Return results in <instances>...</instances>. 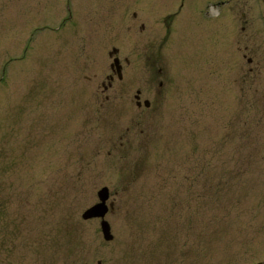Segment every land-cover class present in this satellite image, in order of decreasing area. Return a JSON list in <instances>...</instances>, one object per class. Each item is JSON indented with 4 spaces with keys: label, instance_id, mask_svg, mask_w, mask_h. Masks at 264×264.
<instances>
[{
    "label": "rangeland",
    "instance_id": "obj_1",
    "mask_svg": "<svg viewBox=\"0 0 264 264\" xmlns=\"http://www.w3.org/2000/svg\"><path fill=\"white\" fill-rule=\"evenodd\" d=\"M237 7L0 0V264H264V12Z\"/></svg>",
    "mask_w": 264,
    "mask_h": 264
},
{
    "label": "flooded vegetation",
    "instance_id": "obj_2",
    "mask_svg": "<svg viewBox=\"0 0 264 264\" xmlns=\"http://www.w3.org/2000/svg\"><path fill=\"white\" fill-rule=\"evenodd\" d=\"M168 0V26L171 24L172 15H176L178 11L185 10L188 14L186 15L185 21H187L189 26H193L195 23L198 24L199 21H203L204 18L209 19L213 17L218 21L221 18L226 17L227 23H231V19L234 22L235 20V10L239 9L237 6H241V9H245V6L256 11L264 12V0ZM207 2V3H205ZM247 4V5H246ZM241 11V10H240ZM174 12V13H171ZM242 22L244 25L247 24L245 13H241ZM136 17V14L133 15ZM245 18V19H244ZM264 20V14L262 15ZM247 20V21H246ZM194 21V22H193ZM192 22V23H189ZM215 31V29H214ZM250 62V61H249ZM112 77H109V80Z\"/></svg>",
    "mask_w": 264,
    "mask_h": 264
},
{
    "label": "water",
    "instance_id": "obj_3",
    "mask_svg": "<svg viewBox=\"0 0 264 264\" xmlns=\"http://www.w3.org/2000/svg\"><path fill=\"white\" fill-rule=\"evenodd\" d=\"M116 68V74L118 76V78H121V72H120V66L118 65V59H114L113 60V65L111 66V68ZM136 99H138L139 97L136 96ZM140 103H137V105L139 106ZM144 106L148 107L149 103L147 101L144 102ZM97 198H98V202L89 207L88 209H86L82 215L81 218L82 220L86 221L92 218H98L100 219V228H101V233H102V237L105 241H111L112 240V235L110 234V227L109 224L104 220V216L106 215L108 208L106 206V200L108 199V189L106 187L101 188L98 192H97Z\"/></svg>",
    "mask_w": 264,
    "mask_h": 264
}]
</instances>
